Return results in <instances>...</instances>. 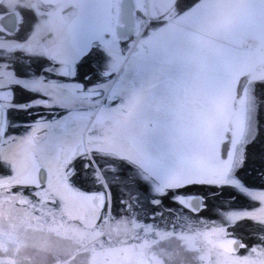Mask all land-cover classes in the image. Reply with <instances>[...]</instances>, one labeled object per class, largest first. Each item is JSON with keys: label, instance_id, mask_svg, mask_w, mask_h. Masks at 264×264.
I'll return each mask as SVG.
<instances>
[{"label": "rangeland", "instance_id": "374dc122", "mask_svg": "<svg viewBox=\"0 0 264 264\" xmlns=\"http://www.w3.org/2000/svg\"><path fill=\"white\" fill-rule=\"evenodd\" d=\"M20 1L29 3L31 9L41 8L44 17H56L57 28L51 36L45 37L44 45L45 53L46 47L54 45L55 52L49 58L59 63L57 69L50 71L59 72L67 63L74 77L79 73L80 78L88 72L91 74L84 77L92 80L91 84L77 80L80 93L90 96V106L80 109L84 97L75 94L76 100L71 101L69 108L66 106L67 112L61 116L72 117L79 108L81 112L77 115L86 122L82 140L77 144L84 141V149L75 156L69 152L64 154L68 160L62 164V180L74 187L72 177L80 170L86 171L82 179L104 190L74 188L83 193H105L102 207L94 208L93 202L87 205L66 187L52 192L30 186L21 179L25 167H16L20 157L16 146H22L25 159L30 162L28 153L41 148V138H36L37 145L27 143L26 137L14 141L11 137L17 136L9 135L0 149V159L5 162L0 163V264H143V257L148 258L150 264H264V187L250 188L236 177L237 170L245 163L247 146L258 131V109L262 106L264 110V101L260 103L256 85L264 79L248 83L244 101L238 92L237 105L245 119L225 178L212 182L206 179L209 175H204L205 179L185 178L180 184H164L139 159L150 150L157 153L152 145L154 139L156 145L164 144L166 140L158 137L167 138L164 123H172L171 119L162 121L166 116L161 114L160 117L157 109H149V101L154 93L171 97L176 91L162 83V79L167 75L165 38L169 39L176 27L189 30L177 17L167 19L172 8L177 14L183 13L177 9L178 0H134L137 32L109 47L95 43L88 56L76 37L79 27L90 20L95 0H63L55 5L43 0ZM203 29L200 31L209 35L206 28ZM32 38H27V43ZM261 44L258 38H253L242 45H249V51H254ZM86 60L88 63H84ZM79 63L82 67L78 70ZM238 68L231 71V78L222 77L219 88L212 89L216 90L217 103L213 115L218 113L219 118L227 109L226 96L230 94V82L240 74ZM182 91H177L180 100L184 98ZM211 96L209 90L207 95L198 98L199 104L202 103L200 108L206 112ZM188 98L196 99L191 90ZM29 130L24 135L30 133ZM178 139L174 141L187 149L186 163L198 159L190 150H197L199 145L187 138ZM202 157L204 154L200 155ZM73 162L77 166L71 169ZM204 184L219 188L215 192L224 196L206 205V195L177 191L179 186ZM112 185L117 189V202H122V208L113 204ZM184 195L200 197V209L193 211L185 207L180 201ZM230 238L237 241L236 251L222 244ZM245 239L250 244H245Z\"/></svg>", "mask_w": 264, "mask_h": 264}, {"label": "bare ground", "instance_id": "6f19581e", "mask_svg": "<svg viewBox=\"0 0 264 264\" xmlns=\"http://www.w3.org/2000/svg\"><path fill=\"white\" fill-rule=\"evenodd\" d=\"M43 1L57 4L63 0ZM93 9L90 20L79 27L80 31L76 37L78 45L86 53L95 43L108 46L137 32L138 18L134 0H95ZM168 14L167 19L177 17L176 20L186 23L189 32L176 27L177 30L171 32V37L165 38V47H168L164 62L167 75L162 79V83L176 91H173L171 97L161 93L152 94L149 109H157L160 117L161 114L166 116L162 121L171 119L172 123H164L167 138L157 136L162 141L166 140L164 144L159 140L161 145H156L154 139L152 145L157 149V153L150 150L144 158L138 159L164 184L175 185L185 178L205 179L204 175H209L206 178L209 181L221 182L231 168L236 143L243 131L245 115L243 110L239 112L238 92L240 91L244 101L248 83L264 79V0H200L182 14L176 15L174 8ZM203 28H206L209 35L200 31H204ZM253 38H258L262 44L257 50L249 51V45L244 47L242 44ZM237 68L240 74L230 82L232 87L230 86V94L226 96L227 109L219 118L218 113L213 115L217 103L216 90L212 89L217 86L219 88L222 77H230L231 71ZM179 90H183L184 100H180L181 95L178 98ZM190 90L196 98L195 101L188 98ZM209 90L213 94V102L206 105V112L204 108H200L202 103L199 104L198 98L202 94L207 95ZM172 96L176 97L175 100ZM182 113L187 115L183 116ZM175 138H187L194 141L196 146L199 145V149L190 150L191 154H197L195 156L198 159L190 164L186 163L189 157L186 154L187 149L182 148L183 144L178 145V142L174 141ZM202 154L204 157L200 158ZM200 159L203 162H198ZM41 181H44V177H41ZM70 190L74 196L80 197L88 204L93 202L96 205L94 201L99 200H94L92 195L80 192L74 187ZM180 201L194 211L200 209L201 199L198 196L184 195L180 197ZM222 244L232 252L238 249L237 241L233 238L223 241ZM142 263L150 264V260L143 257Z\"/></svg>", "mask_w": 264, "mask_h": 264}, {"label": "crops", "instance_id": "0c3cea01", "mask_svg": "<svg viewBox=\"0 0 264 264\" xmlns=\"http://www.w3.org/2000/svg\"><path fill=\"white\" fill-rule=\"evenodd\" d=\"M23 8H26L31 12L30 20H32L31 22H33V25L28 39L30 37L33 38L30 43H27V39L22 41L12 37L19 30L20 25L24 20ZM51 18L44 17L41 8H38L37 6L31 9L30 4L27 2H21L20 0H0V49L6 51L20 50L27 54L50 57V55L55 52L54 45H52V47H46L47 53L44 52V45L46 43L45 37L51 36L57 28L55 22L57 21L56 17L53 16ZM12 25L15 26L13 32L10 30ZM64 65L65 66H63V68L57 73L60 76L67 77V81L46 80L43 77L28 79L18 76L8 67V65H0L1 120V115L5 113L3 128H1L0 122V149L2 148V145H4L5 139L9 136L7 134L10 124L8 112L11 109H26L27 105L45 107L55 106L62 108L67 112L66 106L69 108L72 104L71 101L76 100L75 94L84 97L83 100H81L82 103L79 104L80 109L90 106L88 100L90 96L80 93L79 90L81 86L73 79L74 74L68 69V64L64 63ZM17 86L29 91L37 92L42 97L30 102H15V88ZM61 101H63L62 104ZM78 109L75 110L72 117L65 115L61 118H55L52 120H38L32 122L29 124L31 127L29 130L30 133L27 135H16L19 138L11 137L14 141L26 137L27 143L33 142L37 145L40 144L39 147L41 148H38V150L32 149L28 153L32 159L30 162L26 161V153L24 152V149L22 150V146L20 144L16 146L17 154L20 156L16 160V167H25L21 179L26 180L27 184L30 186L34 188L48 189L52 192L62 187H66L67 190H70L64 180H62V164L66 163L64 160H68L66 158L67 155L64 154L69 152L73 155V149H75L77 144L82 140L81 138L86 122L85 118L78 117V112H81ZM37 137L41 138L39 144L36 141ZM41 177H44V181H41ZM86 204L88 205V203Z\"/></svg>", "mask_w": 264, "mask_h": 264}, {"label": "trees", "instance_id": "16d2710c", "mask_svg": "<svg viewBox=\"0 0 264 264\" xmlns=\"http://www.w3.org/2000/svg\"><path fill=\"white\" fill-rule=\"evenodd\" d=\"M199 0H178L177 9L181 12L192 7ZM24 22L20 25L19 30L12 36L15 39L25 41L31 31L33 22L30 20L31 12L23 8ZM84 63H88L86 60ZM6 64L10 69H12L18 76L24 78H39L43 77L46 80H57V81H67L68 78L60 76L56 71H50V69H57L59 63L54 62L47 56L42 55H32L27 54L24 51H6L0 49V65ZM78 70L82 67V64H78ZM81 71V70H80ZM88 75H91L89 72L84 74L83 78H80V73L78 76L74 77L75 81L79 80L91 84L92 80L89 81ZM95 82V81H94ZM264 82L258 83L256 85V95L260 99V103L264 101ZM42 96L33 91L26 90L22 87L15 88V102L23 101L30 102L35 99L41 98ZM258 131L253 140L248 144L246 150V159L242 167H240L236 172V177L242 180L250 188H262L264 187V110L262 106L258 109ZM65 110L59 107H45V106H31L26 109H11L8 112L9 127L7 134L8 135H24L29 130V124L38 120H49L59 118L65 114ZM21 127V128H20ZM0 163H4L0 160ZM77 165V164H76ZM10 169V168H8ZM10 172V170H9ZM86 172V171H85ZM82 170L76 172L73 177L72 183L74 187L86 190V191H101L102 187L100 186H91L86 181L82 179L83 173ZM113 190V204L116 207L122 208V202L118 203L119 194L116 193V188L113 185L110 187ZM226 188H221L224 190ZM104 190V189H102ZM212 190L211 192H209ZM214 190V191H213ZM215 190H219L217 187H212L209 185H192L186 186L177 191L179 192H195L203 196L208 197L206 199V205L214 202L216 199L220 198L222 193H216ZM170 193V192H169ZM224 196V195H223ZM218 197V198H217ZM207 210L203 211V215ZM123 215V214H122ZM245 244H250V241L245 239ZM252 243V242H251Z\"/></svg>", "mask_w": 264, "mask_h": 264}, {"label": "flooded vegetation", "instance_id": "af4514ba", "mask_svg": "<svg viewBox=\"0 0 264 264\" xmlns=\"http://www.w3.org/2000/svg\"><path fill=\"white\" fill-rule=\"evenodd\" d=\"M56 3H52L51 5H55ZM136 14V13H135ZM176 15H179V14H177L176 13ZM167 17H168V15H167ZM24 22V20L22 21V23ZM129 38V37H128ZM127 38V39H128ZM127 39H124V40H127ZM107 47H109V46H107ZM91 49V48H90ZM88 50L87 51V53L85 54V56H88L89 55V53L91 52V50ZM71 71H73V69H71ZM4 111V110H3ZM5 113H3V115H1V118H2V120L0 119V122L3 124V127H4V120H5V118H4V115ZM258 120V119H257ZM257 123H258V121H257ZM2 127V128H3ZM82 146V147H81ZM83 149H84V144L83 143H80L74 150H73V153H74V156L75 155H77V154H80V152H82L83 151ZM80 150V151H79ZM73 158V157H72ZM77 165H76V162H73L72 163V168L71 169H73V167H76ZM74 177V176H73ZM73 177H72V179H71V182H72V180H73ZM69 185L71 186V187H73L70 183H69ZM69 187V186H68ZM39 189V188H38ZM70 189V188H69ZM103 193V195H104V191L102 192ZM201 204V202L199 203V205ZM93 206V205H92ZM95 208V207H94ZM188 208V207H187ZM188 209H190V208H188ZM190 210H192V209H190ZM194 211V210H193Z\"/></svg>", "mask_w": 264, "mask_h": 264}, {"label": "water", "instance_id": "95a60500", "mask_svg": "<svg viewBox=\"0 0 264 264\" xmlns=\"http://www.w3.org/2000/svg\"><path fill=\"white\" fill-rule=\"evenodd\" d=\"M61 1V0H59ZM177 13V12H176ZM14 18V16H13ZM10 30L11 32H13L15 30V26L12 25V27H10ZM257 81H261V80H257ZM74 155V153H73ZM189 185V184H188ZM186 185H183V186H179L177 189H182L184 188ZM89 195H92L94 200L95 198H98L99 200L96 199L95 204L96 205H93L95 208H101L102 207V201L104 200V195L102 192H87ZM92 205V204H91Z\"/></svg>", "mask_w": 264, "mask_h": 264}]
</instances>
